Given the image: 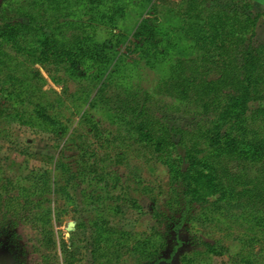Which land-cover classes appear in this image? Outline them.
Wrapping results in <instances>:
<instances>
[{
  "label": "trees",
  "instance_id": "1",
  "mask_svg": "<svg viewBox=\"0 0 264 264\" xmlns=\"http://www.w3.org/2000/svg\"><path fill=\"white\" fill-rule=\"evenodd\" d=\"M181 1L182 33L169 27L163 37L157 24L145 19L135 40L125 43L117 36L99 40L98 34L115 29L138 0H0L1 48L71 78L75 89L70 97L86 108L80 121L88 128L84 138L90 137L77 144L65 140L63 151L76 150L71 157L60 152L55 178L41 171L0 181V236L19 222L28 223L52 244L46 196L56 193L66 202L81 198L93 213L95 259L128 249L157 264L172 237L170 256L188 245L178 264H214L213 259L224 256L226 264H264V41L251 43L264 13L209 10L206 0ZM182 40L188 53L173 57ZM130 52L162 72L152 89L127 73L133 65L125 58ZM3 79L0 118L6 126L16 123L65 137L66 124L37 96L34 85L12 73ZM163 112L207 121L172 130ZM124 144L168 171V200L164 209L153 211L150 235L136 237L108 224V218L123 216L128 208L143 212L114 170V164L127 160L125 155L119 152L114 159L107 151ZM177 145L181 156L175 153ZM137 171L133 168L126 178L140 185ZM220 219L246 227L233 250L190 229ZM181 232H187L184 243ZM60 250L64 264H73L74 250L64 241Z\"/></svg>",
  "mask_w": 264,
  "mask_h": 264
},
{
  "label": "rangeland",
  "instance_id": "2",
  "mask_svg": "<svg viewBox=\"0 0 264 264\" xmlns=\"http://www.w3.org/2000/svg\"><path fill=\"white\" fill-rule=\"evenodd\" d=\"M153 5L154 9L151 10L150 7ZM206 6L209 10H239L251 16L264 13V0H206ZM183 8L184 4L181 0H138V4L127 11L115 29L101 30L98 39L117 36L125 43L132 42L135 40L133 35L136 28L145 19L157 24L159 30H162L163 37L169 34V27H175L174 33L178 35L183 31L184 22L181 17ZM162 36L158 38L162 39ZM263 41L264 17L260 18L251 43L253 46H258ZM186 43V40L179 42L174 48L173 57L188 53L185 51ZM124 47L125 45H122L118 48V52H123ZM2 52L5 54L0 53V79L12 73L34 85L37 96L40 95L47 100L51 104L52 112L57 113L66 124L67 133L63 138H56L51 133L16 123L6 126L7 124L0 118V181L4 177L27 178L41 171H48L55 178L58 174L55 165L60 158V152L71 157L76 150L72 147L71 150L63 151L65 140H72L76 144L90 141V137L84 138L88 128L83 121H80L86 108L81 106V102L74 101L73 97H70L75 87L66 74L44 68L30 57L17 54L7 47H3ZM125 58L133 64L127 66V73L131 74L132 80L147 90L152 89L162 72L146 67L144 62L137 60L135 53L130 52ZM162 115L172 130L191 129L207 121V118H195L181 112H163ZM178 139L174 133L173 141L177 143ZM107 151L114 159L119 152L125 155L127 160L124 163H113L114 170L121 177V185L127 187L129 195L137 199L143 209V212L139 213L128 208L125 215L108 218L109 227L136 237L141 234L150 235L151 228L155 225L153 211L164 209L168 200L169 175L166 167L126 144L111 146ZM100 153L103 151L100 150ZM175 153L182 155L180 146L177 145ZM133 168H137V173L141 177L140 185H135L126 178ZM72 193L76 197L81 196L78 195L79 191ZM46 198L49 201L46 207L51 210L48 227L52 231L53 243L47 245L38 230L33 229L28 223L19 222L9 234L0 236V264H64L60 250L61 241L66 242L74 250L73 264L152 263L142 259L138 252L128 249H122L119 254L113 253L107 256L108 259H95L92 252L93 213L83 203L84 201L79 198L77 203L66 202L56 193L49 194ZM70 223L73 224V228L68 231ZM190 229L206 241H219L231 250L234 249L237 238L247 233L245 226L224 219L213 220L205 225L196 223L192 228L190 226ZM180 239L183 243L187 241V232H181ZM174 243V238L170 237L167 246L160 252L163 259L157 264H178L179 254L188 249V245L184 243L183 247L170 256ZM226 261V256L213 259L214 264H226Z\"/></svg>",
  "mask_w": 264,
  "mask_h": 264
},
{
  "label": "water",
  "instance_id": "3",
  "mask_svg": "<svg viewBox=\"0 0 264 264\" xmlns=\"http://www.w3.org/2000/svg\"><path fill=\"white\" fill-rule=\"evenodd\" d=\"M73 228V224H69V227H68V231H71V229Z\"/></svg>",
  "mask_w": 264,
  "mask_h": 264
}]
</instances>
